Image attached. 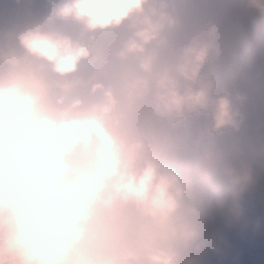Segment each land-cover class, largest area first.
I'll list each match as a JSON object with an SVG mask.
<instances>
[{
	"label": "clouds",
	"instance_id": "clouds-1",
	"mask_svg": "<svg viewBox=\"0 0 264 264\" xmlns=\"http://www.w3.org/2000/svg\"><path fill=\"white\" fill-rule=\"evenodd\" d=\"M0 264H264V0H0Z\"/></svg>",
	"mask_w": 264,
	"mask_h": 264
}]
</instances>
